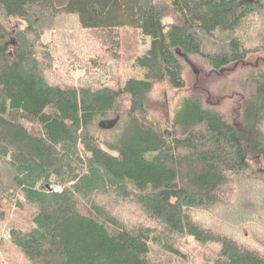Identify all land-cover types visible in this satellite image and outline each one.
I'll return each mask as SVG.
<instances>
[{"label": "trees", "instance_id": "trees-1", "mask_svg": "<svg viewBox=\"0 0 264 264\" xmlns=\"http://www.w3.org/2000/svg\"><path fill=\"white\" fill-rule=\"evenodd\" d=\"M178 50L211 71L161 121L156 86L195 73ZM254 57L236 95L201 82ZM18 158L42 168L39 189ZM6 204L37 212L0 242L30 264H190V240L218 244L216 264H264V0H0V229Z\"/></svg>", "mask_w": 264, "mask_h": 264}, {"label": "rangeland", "instance_id": "rangeland-1", "mask_svg": "<svg viewBox=\"0 0 264 264\" xmlns=\"http://www.w3.org/2000/svg\"><path fill=\"white\" fill-rule=\"evenodd\" d=\"M165 1L170 2L171 0H165ZM170 21H171L170 19H166L165 23H169ZM13 25L23 27V24L21 22H15L13 23ZM44 39L49 40L50 33H47ZM149 44H150L149 39L143 41V44L139 46L138 53L139 54L145 53L149 48ZM191 61L195 65L197 72L194 71L195 73L189 74L187 87L183 91L167 92L165 86L163 85L156 86L149 107L150 114L156 119L170 122L173 117V112L175 111L177 106L180 105L184 95L188 93V91H190L189 88L193 87L194 89L193 83L197 79L196 75L198 73H199L198 75H200L202 71L204 72L211 71V69H209L208 66L203 63V61H199L198 59H195V57ZM251 63H252L251 66L240 67L237 69V71H234L231 74H229V76L225 79H221L218 76H213L211 79H205L204 77H201V82L209 83L212 93L216 95H218V93L216 92H220V93L230 92V94H232L236 91L238 92L243 91L245 88V83L242 82V77H244V73H246L248 69L249 70L252 69L254 67V64L258 63L256 61V57L251 59ZM75 65L76 64L70 66V72L73 74V76L76 79H78L81 77L84 70L79 68L76 69ZM144 77H145V70L138 67L131 68L124 70L120 78L121 81L120 83L123 84L129 78L144 79ZM236 94L238 93L236 92L233 95ZM228 100L229 101H227V103L225 101L223 112L224 114L231 116L233 113L232 105L234 99L229 97ZM119 116H113L107 118L106 120H112ZM116 126H115L116 128L114 127L115 129L113 128L111 130L101 129L99 126L98 134L101 135L106 140L115 141L117 140L118 135L121 132L120 130L121 124L119 123ZM18 160L23 162V163L20 162L17 163L19 167L18 173L21 176L24 184L28 187L39 189L45 180V177L42 172V168L34 163L23 161V159L18 158ZM6 211L8 212V218L1 226L0 242L2 238H5L7 236L8 230L12 226L11 221L14 216H17L19 221H22L23 219H25L26 221L29 219L30 221L33 218H35V216L37 215V212L34 209L29 208L28 206H24V209L22 211L20 210L19 212H17L18 209L15 206L13 208L12 207L9 208L8 204H6ZM179 247L182 250V252L187 255V261L190 264H216L215 261L218 258L217 251L220 249V246L218 244L202 243V242L200 243V242H195L193 240H190L188 242L183 241L180 243ZM8 249L9 250L4 251L3 249H1L0 246V264H30L26 261L22 253H20L14 246L10 245Z\"/></svg>", "mask_w": 264, "mask_h": 264}, {"label": "water", "instance_id": "water-1", "mask_svg": "<svg viewBox=\"0 0 264 264\" xmlns=\"http://www.w3.org/2000/svg\"><path fill=\"white\" fill-rule=\"evenodd\" d=\"M177 53L187 61V63L192 67V69L195 72H197L195 65L186 54H182L180 50H178ZM119 120H120L119 117H116L115 119L112 120H102L100 121L99 126L101 129L111 130L118 124Z\"/></svg>", "mask_w": 264, "mask_h": 264}, {"label": "bare ground", "instance_id": "bare-ground-1", "mask_svg": "<svg viewBox=\"0 0 264 264\" xmlns=\"http://www.w3.org/2000/svg\"><path fill=\"white\" fill-rule=\"evenodd\" d=\"M192 34V33H191ZM195 40V39H194ZM197 44V43H196ZM255 87V86H254ZM219 115V114H218ZM191 125H193V124H191ZM195 133V132H194ZM176 259V258H175ZM172 260V259H171ZM177 260V259H176ZM174 262V261H173ZM177 264V263H176Z\"/></svg>", "mask_w": 264, "mask_h": 264}]
</instances>
